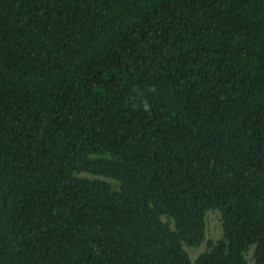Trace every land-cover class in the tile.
Wrapping results in <instances>:
<instances>
[{"label":"trees","instance_id":"obj_1","mask_svg":"<svg viewBox=\"0 0 264 264\" xmlns=\"http://www.w3.org/2000/svg\"><path fill=\"white\" fill-rule=\"evenodd\" d=\"M251 260L264 0H0V264Z\"/></svg>","mask_w":264,"mask_h":264},{"label":"rangeland","instance_id":"obj_2","mask_svg":"<svg viewBox=\"0 0 264 264\" xmlns=\"http://www.w3.org/2000/svg\"><path fill=\"white\" fill-rule=\"evenodd\" d=\"M208 234L210 237L218 238L221 235V224L220 217L218 212L212 211L209 213V226H208ZM204 249V245L199 248H192L190 252L193 256H195L199 251ZM250 264H253V261H250Z\"/></svg>","mask_w":264,"mask_h":264}]
</instances>
